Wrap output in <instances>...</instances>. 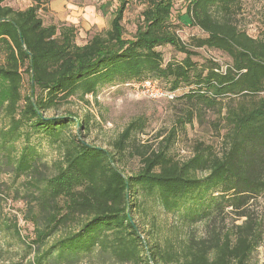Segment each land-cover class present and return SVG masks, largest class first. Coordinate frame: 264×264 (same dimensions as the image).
Returning <instances> with one entry per match:
<instances>
[{
    "label": "trees",
    "instance_id": "16d2710c",
    "mask_svg": "<svg viewBox=\"0 0 264 264\" xmlns=\"http://www.w3.org/2000/svg\"><path fill=\"white\" fill-rule=\"evenodd\" d=\"M7 1L0 0V237L21 246L22 261L33 255L27 264H79L88 257L116 264H250L264 241V221L250 209L264 198V39L233 22L238 0H185L180 11L175 0H145L131 37L123 25L129 2L120 0L110 27L83 45L74 25L44 23L39 12L47 0H31L24 10ZM186 28L200 32L190 43L178 35ZM168 47L182 58L165 61ZM146 81L159 82L190 107L179 121L183 129L202 112L217 111L226 129L221 152L200 142L180 161L167 146L144 150L141 168L127 175L116 154L146 127L141 118L125 128L114 153L86 141L90 125L77 114L48 115L72 98L97 101L106 89ZM175 137L173 131L167 143ZM37 139L60 158L45 162ZM14 187L26 203L24 221L34 227L31 240L16 216L4 214ZM157 209L183 227L204 223L207 237L189 233L163 246L146 239L136 218ZM227 209L241 223L222 236L214 221Z\"/></svg>",
    "mask_w": 264,
    "mask_h": 264
},
{
    "label": "rangeland",
    "instance_id": "374dc122",
    "mask_svg": "<svg viewBox=\"0 0 264 264\" xmlns=\"http://www.w3.org/2000/svg\"><path fill=\"white\" fill-rule=\"evenodd\" d=\"M123 25L127 37H131L139 23L141 13L145 7V0H128ZM185 0H175L178 11L185 6ZM7 4L15 9L24 10L32 5L31 0H8ZM53 4V6H51ZM120 0H47L40 10V16L46 25L57 26L74 25L78 30V43L83 45L96 33L110 27L115 12L120 7ZM175 17L178 16L176 12ZM233 22L247 32L253 38L264 39V0H238ZM186 34L182 39L186 43L192 41L191 35H199L195 28H186ZM165 61L182 58L173 49L165 48ZM221 59L224 57L220 54ZM202 54L194 57L197 62H203ZM2 58L0 59V62ZM28 77H25L27 85ZM28 89V87H26ZM224 102H227L225 99ZM190 107L181 101H170L165 99H151L134 86L106 89L95 101L89 97L87 101L72 98L56 112L51 111L48 115L62 116L66 112H72L85 122H89L90 131L85 132L86 141L90 144L103 147L111 152L115 150V143L125 128L133 121L142 119L146 127L134 134L130 148L124 153H117L118 165L122 171L131 175L136 173L142 166L140 153L144 150L149 153L157 151L165 146L169 147L171 155L177 160L185 161L193 156V149L197 143L203 142L212 146L216 152L223 148V136L226 132L225 123L217 111H204L197 116L192 124L184 129L179 121L186 116ZM176 131V139L170 144L167 139ZM76 134L75 129L72 131ZM45 162L51 164L60 158L59 152L51 147L45 139L36 140ZM147 147V148H144ZM204 175V174H200ZM9 181L8 177L3 178ZM15 188L10 191L11 198L4 202V214L14 221L16 216L22 234L30 240L34 238V227L24 221L27 213L26 203L17 198ZM251 212L259 222L264 221V198L253 200L250 203ZM155 215H144L137 217L138 224L145 230L143 234L152 242L165 241L179 244L189 233L197 239L207 237V229L204 223H198L191 227L180 225L177 217L165 214L162 209H157ZM237 215L231 209L218 217L215 227L225 234L233 224H240ZM12 221V222H13ZM21 246L15 245L14 240L0 237V264H27L33 259V255L24 260V252ZM79 264H116L103 263L95 258H85ZM250 264H264V241L252 257Z\"/></svg>",
    "mask_w": 264,
    "mask_h": 264
},
{
    "label": "built area",
    "instance_id": "2783aa9c",
    "mask_svg": "<svg viewBox=\"0 0 264 264\" xmlns=\"http://www.w3.org/2000/svg\"><path fill=\"white\" fill-rule=\"evenodd\" d=\"M186 34L185 31H179L178 35L182 38V36ZM208 55V54H206ZM209 57V56H208ZM218 61V60H215ZM225 70V67H222V71ZM137 89H140L143 94L151 99H165L173 101L177 98V93L168 91L164 89L161 84L157 81H146L140 84L134 85Z\"/></svg>",
    "mask_w": 264,
    "mask_h": 264
},
{
    "label": "crops",
    "instance_id": "0c3cea01",
    "mask_svg": "<svg viewBox=\"0 0 264 264\" xmlns=\"http://www.w3.org/2000/svg\"><path fill=\"white\" fill-rule=\"evenodd\" d=\"M51 6H53V4Z\"/></svg>",
    "mask_w": 264,
    "mask_h": 264
}]
</instances>
